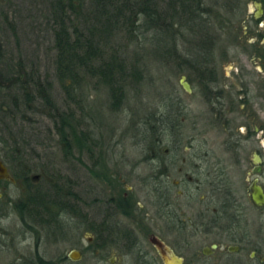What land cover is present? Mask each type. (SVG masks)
<instances>
[{"label": "flooded vegetation", "instance_id": "obj_1", "mask_svg": "<svg viewBox=\"0 0 264 264\" xmlns=\"http://www.w3.org/2000/svg\"><path fill=\"white\" fill-rule=\"evenodd\" d=\"M222 1L224 13L214 12L223 23L213 25L214 44L185 89L196 101L193 141L184 142L189 109L178 99L182 138L148 159L162 187L148 193V206L135 193H28L27 182L50 184L27 167L26 148L4 124L12 142L0 141L10 176L0 178V264H166L154 236L181 264H264V0ZM91 227L103 236H88ZM61 244L70 249H54Z\"/></svg>", "mask_w": 264, "mask_h": 264}, {"label": "trees", "instance_id": "obj_2", "mask_svg": "<svg viewBox=\"0 0 264 264\" xmlns=\"http://www.w3.org/2000/svg\"><path fill=\"white\" fill-rule=\"evenodd\" d=\"M48 2L54 24L56 75L65 91L67 107H60L54 100L52 81L30 73L23 75L20 62L12 61L5 64L4 45L0 40V126L3 129L4 124H7L11 132L9 124L17 121L20 114L24 117L28 111L35 112L37 109L45 111L54 122V129L59 136V144L65 157H75L82 161V155L87 153L92 160L93 168H90L92 175L106 179L105 182L115 193H121L122 198L124 188L120 179L108 176L109 173L105 171V165L101 161L104 157L100 150V141L95 138L91 129L84 128L86 117L88 118L85 109L89 106L83 92L86 83L95 79L97 81L94 88H99V84L106 87L110 108L114 112L120 111L127 98L128 85L141 84L145 72L141 65V59L145 55H139L138 50L134 61L129 63L126 60V50L130 45L135 44L137 49L145 50V54L151 58L176 55V65L179 68L192 70L199 57L204 55L206 47L214 44L211 35L213 25L223 22L220 15L215 14L214 7L205 6V0H48ZM120 35H126L133 43L130 44L128 41L130 45L122 47L113 45L114 38H119ZM180 43L186 46L184 54L187 57H182L177 50ZM183 65L185 66L182 67ZM15 89L18 93L13 94ZM2 93L9 95L8 101L3 99ZM38 100L41 105L39 108L35 105ZM74 104L75 107H72ZM177 104L179 105V101ZM76 107L82 113L80 116L77 115ZM167 108L148 112L141 120L143 126L138 128L136 125L137 130L135 125L130 126L145 142L146 153L143 160L146 163L151 157H164L161 152L162 146L175 144L182 138L179 119H174L181 116V111L174 109L172 104L168 111ZM168 116L174 119L172 126ZM18 135L19 133L15 134L14 141L18 142ZM0 141L4 144L9 142L1 136ZM149 147H153L152 156L149 155ZM26 159L29 160L28 157ZM28 163L27 167H30ZM52 175L56 177L55 180H45L46 185L50 184V187L38 188L29 186L30 182H27L28 193H78L70 178L63 177L60 173ZM151 180L158 182V179ZM115 182L119 185L116 186ZM158 184L152 187L155 193H161V182ZM89 229L96 237L103 236L102 229L98 227ZM109 231H113L115 237H123L128 230ZM130 236L128 232L127 237Z\"/></svg>", "mask_w": 264, "mask_h": 264}, {"label": "rangeland", "instance_id": "obj_3", "mask_svg": "<svg viewBox=\"0 0 264 264\" xmlns=\"http://www.w3.org/2000/svg\"><path fill=\"white\" fill-rule=\"evenodd\" d=\"M223 3L222 0H205V6L217 8L224 13ZM215 14H219L218 11ZM51 18L52 12L48 0H0V40L4 45L5 64L12 61L20 62L23 75L30 73L52 81L54 100L63 108L67 107V99L56 75L57 52L54 47V24ZM235 18L233 17V20ZM128 41L130 44L133 43L126 35H120L119 38H114L113 45L122 47L127 45ZM221 42H223L221 45H224L227 37ZM184 47L186 48L181 44L177 50L182 57H187L184 54L186 51ZM136 50L139 55H145L141 59V65L145 69L144 77L141 84L128 85L127 98L122 110L112 111L106 87L99 84V88H94L97 80L93 79L90 80L91 83L90 81L86 83L83 92L86 94L89 106L85 109L88 118L86 117L84 128L91 129L95 138L100 141V150L104 157L101 161L105 165V171L109 173L108 176L111 177V173L115 172L122 183L124 193H135L142 204L148 206V193H155L152 187L158 186V183L150 180L151 172L155 173V167L152 168L144 162L145 142L140 134L132 130V127L135 125L136 130L137 126L141 128L143 126L141 120L148 115V112L151 113L155 109L164 110L168 106V111L172 104L174 109L179 110L177 102L180 99L189 109L183 121L184 142H192L194 135L192 121L196 101L194 95L186 93L180 81L182 76H186V80L192 84V76H190L192 70L183 68V71L179 68L176 65V55L151 58L145 54V50L142 49V52L141 48L137 49V46L132 44L125 54L129 63L134 61ZM15 93H18L17 89L13 91V94ZM39 102L38 100L35 103L37 108L41 106ZM72 107H75V104ZM76 110L77 115L80 116L82 114L80 109L76 107ZM26 115L22 117L20 114L17 121L9 124V128L13 133H19L18 142L26 148L28 161L34 167L33 174H40L41 182L55 180L56 177L52 174L60 173L73 181V187L78 193H100L101 198L107 197L106 193H115L114 189L105 182L106 179L92 175L90 171V168H93L92 160L87 153L82 155V161L75 157H65L49 114L37 109L35 112H26ZM165 117L167 118V115ZM170 120H173V117H169V122ZM6 131L4 128L0 130V136L11 143V136ZM98 152L99 149L96 153ZM189 152L184 156H188ZM115 185L118 186V182H115ZM92 197L90 195L89 199ZM73 228L74 233L79 231L78 228ZM158 229L161 230L160 224ZM145 230L140 233L142 238H147ZM86 231L88 236H94L89 228ZM71 246H75L74 242ZM55 247L59 248V252L67 251L70 249V244L55 245L54 249Z\"/></svg>", "mask_w": 264, "mask_h": 264}, {"label": "water", "instance_id": "obj_4", "mask_svg": "<svg viewBox=\"0 0 264 264\" xmlns=\"http://www.w3.org/2000/svg\"><path fill=\"white\" fill-rule=\"evenodd\" d=\"M180 81L187 91H191V87H190L189 82L186 80V76H182ZM2 177H10V176L8 174L6 167L1 165L0 166V178ZM151 240L160 250L161 255L163 259L165 260L166 264H181L182 263L181 258L177 257L176 255H173V257H169L168 255H166L167 253L166 251L171 252V249L167 245H165L164 242L160 238H158L157 236H154L151 238ZM72 254L75 256L79 254V252L72 251Z\"/></svg>", "mask_w": 264, "mask_h": 264}]
</instances>
